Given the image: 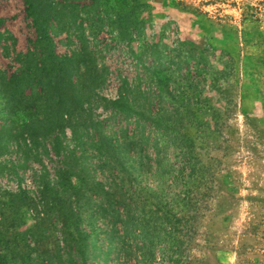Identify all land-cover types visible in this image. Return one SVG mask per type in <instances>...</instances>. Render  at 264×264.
<instances>
[{
    "label": "trees",
    "instance_id": "1",
    "mask_svg": "<svg viewBox=\"0 0 264 264\" xmlns=\"http://www.w3.org/2000/svg\"><path fill=\"white\" fill-rule=\"evenodd\" d=\"M24 3L36 38L7 77L10 105L32 98L45 115L0 125V176L32 177L0 186V264H188L213 191L210 154L235 106L232 55L206 43L193 53L179 40L135 51L137 23L120 26L129 72L109 98L97 92L106 71L79 73L73 55L56 52L37 1ZM72 98L87 103L77 118Z\"/></svg>",
    "mask_w": 264,
    "mask_h": 264
},
{
    "label": "rangeland",
    "instance_id": "2",
    "mask_svg": "<svg viewBox=\"0 0 264 264\" xmlns=\"http://www.w3.org/2000/svg\"><path fill=\"white\" fill-rule=\"evenodd\" d=\"M36 1L48 18L56 52L73 55L82 75L105 70L107 79L97 92L109 98L117 94V74L129 72L118 39L120 26L137 23L131 42L135 51L146 41L179 40L193 53L206 43L232 55L235 78L226 93L235 106L223 128L221 148L210 154L216 159L214 186L203 205L188 264H264V0ZM0 20V125L9 120L21 127L44 112L32 98L11 106L15 94L7 77L19 68L36 36L24 0H0ZM68 86L65 77L55 88L64 97L70 94ZM79 100L70 99L75 118L87 106ZM95 113L103 112L97 108ZM31 180L30 171L20 182L5 174L0 186L14 190L18 183L31 186Z\"/></svg>",
    "mask_w": 264,
    "mask_h": 264
}]
</instances>
